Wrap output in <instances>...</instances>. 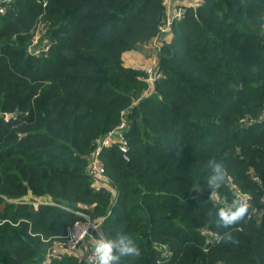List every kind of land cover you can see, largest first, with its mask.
<instances>
[{"label": "trees", "instance_id": "trees-1", "mask_svg": "<svg viewBox=\"0 0 264 264\" xmlns=\"http://www.w3.org/2000/svg\"><path fill=\"white\" fill-rule=\"evenodd\" d=\"M163 1H0V264H87L45 262L79 218L66 207L134 239L121 264H264V0L185 5L139 98L147 73L122 55L159 35ZM122 117L126 151L102 149L97 188L88 163ZM211 159L226 173L212 193ZM237 194L249 214L217 227Z\"/></svg>", "mask_w": 264, "mask_h": 264}, {"label": "built area", "instance_id": "built-area-1", "mask_svg": "<svg viewBox=\"0 0 264 264\" xmlns=\"http://www.w3.org/2000/svg\"><path fill=\"white\" fill-rule=\"evenodd\" d=\"M1 1V0H0ZM5 1V0H3ZM164 0V6L166 8L167 19L160 26L159 35L155 37L148 44H145L148 49V55L150 62L147 67H144L147 73L148 86L139 98L149 95L152 91V83L155 78L154 69L158 61L159 46L163 42V38L167 33H172V25L180 20L185 10V5L199 6L201 4L198 0ZM0 11H3V6L0 5ZM264 20V13L262 15ZM163 32V34H162ZM165 40V39H164ZM123 114V112H122ZM126 125L125 119L122 117L119 124L113 129L109 130L104 136L97 140V144L91 156V160L88 163L87 170L93 178V185L97 188L109 187V180L105 173L104 164L100 158V153L103 148L110 147L114 143H117L122 152L126 151V146L121 137L122 130ZM243 198H248L247 194L242 195ZM33 200V199H31ZM24 200L33 203L37 206L39 203H53L50 198H34V201ZM72 210L78 215L79 218L74 220L68 227L67 232L62 238H57L53 241L51 246L47 249L45 254V262H51L54 259L61 258L63 255H74L86 260L87 264H96L93 256V248L95 241L101 236L105 237L102 228V219L91 218L90 215L82 209L76 208ZM106 238V237H105Z\"/></svg>", "mask_w": 264, "mask_h": 264}, {"label": "clouds", "instance_id": "clouds-1", "mask_svg": "<svg viewBox=\"0 0 264 264\" xmlns=\"http://www.w3.org/2000/svg\"><path fill=\"white\" fill-rule=\"evenodd\" d=\"M210 175L207 177V185L212 192L219 190L225 181V164L222 160L211 159L208 161ZM249 214V204L246 198L240 194L226 206L220 207L216 212L217 227L223 229H231L239 224ZM219 240L224 242H235L231 231H225L219 235ZM140 249L134 239L125 234L123 231L117 230L111 238L101 236L95 241L93 248V256L96 264H121L124 257H138Z\"/></svg>", "mask_w": 264, "mask_h": 264}, {"label": "rangeland", "instance_id": "rangeland-1", "mask_svg": "<svg viewBox=\"0 0 264 264\" xmlns=\"http://www.w3.org/2000/svg\"><path fill=\"white\" fill-rule=\"evenodd\" d=\"M189 2L190 1L188 0V3ZM162 34H163V32H162ZM167 34H169V33H167ZM171 35H172V33H171ZM34 36L36 38L37 36H39V33L37 34V32H36V34ZM37 40H38V38H37ZM37 40L34 41L29 46L30 49H31V51H34L35 53H38L39 52V49L38 48L33 49V45L37 43ZM145 44H143L139 49H134L135 51L133 50V51H126V52H124L123 59H124L125 65L131 66V67L133 65L134 67H137V68L140 67V68H143V69H144V67H147L148 68V65H149V62H150V58H148L149 57V55H148V49H147V46H145ZM129 59H134L135 61H133L132 63H130ZM27 200H31V198L30 199H27ZM31 201H34V199L31 200Z\"/></svg>", "mask_w": 264, "mask_h": 264}, {"label": "crops", "instance_id": "crops-1", "mask_svg": "<svg viewBox=\"0 0 264 264\" xmlns=\"http://www.w3.org/2000/svg\"><path fill=\"white\" fill-rule=\"evenodd\" d=\"M171 35V33H169V34H166L164 37H163V41H165V40H167L169 37H171L170 36ZM165 39V40H164ZM134 49H130V50H127V51H133ZM142 50V49H141ZM140 50V51H141ZM135 51V50H134ZM123 56H124V53H123V55H122V58H123ZM149 58V57H148ZM123 61H124V59H123ZM129 61H130V63H132L133 61H135L134 59H129ZM132 67H134L133 65H132Z\"/></svg>", "mask_w": 264, "mask_h": 264}]
</instances>
